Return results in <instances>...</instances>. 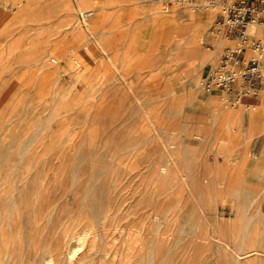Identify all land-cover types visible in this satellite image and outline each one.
<instances>
[{
  "label": "rangeland",
  "instance_id": "1",
  "mask_svg": "<svg viewBox=\"0 0 264 264\" xmlns=\"http://www.w3.org/2000/svg\"><path fill=\"white\" fill-rule=\"evenodd\" d=\"M239 2L95 0L82 36L0 0V264H264V96L204 89Z\"/></svg>",
  "mask_w": 264,
  "mask_h": 264
},
{
  "label": "built area",
  "instance_id": "2",
  "mask_svg": "<svg viewBox=\"0 0 264 264\" xmlns=\"http://www.w3.org/2000/svg\"><path fill=\"white\" fill-rule=\"evenodd\" d=\"M228 11L225 22L227 35L238 40L235 50H227L221 57L218 66L204 82V89H219L225 93L242 95L258 99L264 96V41L252 40L247 33L248 25L257 23L263 27L264 35V0H239ZM249 49L252 57L246 59L245 53Z\"/></svg>",
  "mask_w": 264,
  "mask_h": 264
},
{
  "label": "bare ground",
  "instance_id": "3",
  "mask_svg": "<svg viewBox=\"0 0 264 264\" xmlns=\"http://www.w3.org/2000/svg\"><path fill=\"white\" fill-rule=\"evenodd\" d=\"M94 1L95 0H76V7H73L72 5H68L67 9L73 14H75V13L81 14L82 18L84 19L85 18L84 17V13H85L84 11L89 9L91 2H94ZM84 22H85V19H84ZM88 26H89L88 23L85 22L83 26L76 28V31L78 32L79 35L83 36V35H85V33H86L85 29L88 28ZM261 104L264 105V102H262ZM232 117H233V114L226 113L224 118H223L224 122L228 123L229 121H231L233 119ZM164 170H165V168H162V171H164ZM85 238H86L85 233L76 234L71 238V240H73L77 244V247H74V248L69 247L68 252H69V255L71 257L74 256L80 250V247L82 246ZM46 261H47L46 262L47 264H52L51 258H48Z\"/></svg>",
  "mask_w": 264,
  "mask_h": 264
}]
</instances>
